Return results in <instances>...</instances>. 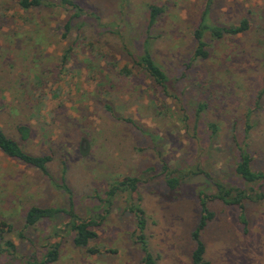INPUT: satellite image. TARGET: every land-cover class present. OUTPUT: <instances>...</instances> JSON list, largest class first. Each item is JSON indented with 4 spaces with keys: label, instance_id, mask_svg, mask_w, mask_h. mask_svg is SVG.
<instances>
[{
    "label": "rangeland",
    "instance_id": "obj_1",
    "mask_svg": "<svg viewBox=\"0 0 264 264\" xmlns=\"http://www.w3.org/2000/svg\"><path fill=\"white\" fill-rule=\"evenodd\" d=\"M75 1L80 15L61 0L30 11L0 0V128L21 141L16 125L28 124L24 147L52 157L50 179L0 151V218L13 223L5 237L15 245L0 243V264H29L50 241L60 242L52 264H141L131 206L145 213L157 264H194L199 191L214 213L201 232L210 264H264V198L244 201L246 224L238 206L212 198L215 180L261 185L244 183L234 167L245 147L252 168L264 171V0H211V22L246 17L249 29L221 39L206 34V58H192L193 31L209 0ZM150 4L163 8L151 28ZM146 40L167 89L134 66ZM64 168L71 193L61 187ZM167 173L186 174L189 190L167 198ZM126 176L138 178L136 190H118L106 202L110 183ZM70 197L80 217L105 215L92 242L102 254L73 245L66 216L24 227L30 205L68 207Z\"/></svg>",
    "mask_w": 264,
    "mask_h": 264
},
{
    "label": "trees",
    "instance_id": "obj_2",
    "mask_svg": "<svg viewBox=\"0 0 264 264\" xmlns=\"http://www.w3.org/2000/svg\"><path fill=\"white\" fill-rule=\"evenodd\" d=\"M15 4L23 11H30L37 7L43 5V0H13ZM62 4L65 6L72 7L76 9V15L82 14V7L75 0H61ZM211 0L206 4L200 21L197 26L194 28L193 35L195 39V49L192 55V58H206L209 54L207 50L208 43L205 40V35L208 34L212 39H221L226 35H237L239 33H244L249 29V20L245 17L239 24L231 25H222L213 23L209 20V11H210ZM150 9V19H149V28L156 22L157 17L163 11L162 7H159L154 4L149 5ZM71 27V21L68 20L64 24L65 34L68 33ZM134 66L139 68L145 74H147L152 81L162 89H167L168 86V76L163 69V67L157 62L153 52L151 51L149 41L144 42V48L140 55L134 58ZM124 73L129 75L131 71L129 69L123 70ZM262 91L264 93V75L262 77ZM126 121H131L130 118H126ZM211 127H214V124H210ZM16 130L20 135V140L9 136L2 128H0V151L12 159L17 160L18 162L24 163L31 167L37 168L45 176L52 178L51 173L48 169V164L51 161L52 157L50 154H34L29 152L24 145L22 144L27 142L31 136L32 129L26 123H18L16 125ZM239 159L235 164L234 170L235 173L243 180L246 184H255L261 182L259 188L255 189L253 187H240V186H229L226 183H223L219 180H215L214 184L216 185V193L212 195V198L219 199L227 205H236L239 207L241 213V221L246 224L247 219L244 212V201L245 200H260L264 198V171L254 170L252 168L251 162L252 157L245 147H240ZM65 165V164H64ZM65 168L62 172V180L64 183L61 184V187L64 188L68 193H71L70 188L65 183L64 177ZM202 173V172H201ZM197 174V173H195ZM208 176L206 173H204ZM186 175V174H185ZM183 175V178L184 176ZM181 177L167 173L165 176V188L168 193L167 198H177L184 191L189 190L182 182ZM138 185V178L132 176H126L121 180H114L110 183L108 189L105 191L108 199L106 202L110 203V198L113 197L118 190H136ZM263 185V186H262ZM198 198L201 205V216L199 218L197 226L193 229L191 235L195 242V247L192 252V261L194 264H210L205 258L206 246L201 238V232L214 216V213L209 210L207 201L203 196V191H199ZM70 204L68 207H59V206H41V205H30L24 213V227L30 228L35 227L42 222H54L59 216H66L67 221L63 223L65 230H67L72 236L73 245L77 248L85 249L87 254H102L101 248L92 244V242L98 237L96 228L102 225L105 215H99V218L80 217L73 208L72 197H70ZM130 210L134 211L138 217V227L140 228V233H132V236L135 234V243L139 245L140 251L142 253L141 264H157L156 259L150 249L148 240L144 233V228L146 225L145 213L142 209L135 206L129 207ZM61 226L55 225V229H59ZM13 223L7 221L3 218H0V243L3 241L6 246L15 249V245L11 240H6L5 235L12 232ZM54 234L57 235L58 232L54 231ZM53 237V235H51ZM60 242H48L46 245V250L43 255L39 258L34 255H31L34 259H28L29 264H52L59 259L60 255ZM8 249H2L6 251Z\"/></svg>",
    "mask_w": 264,
    "mask_h": 264
}]
</instances>
